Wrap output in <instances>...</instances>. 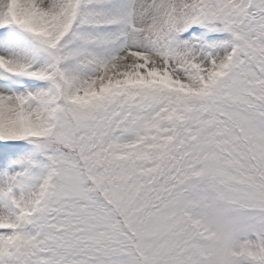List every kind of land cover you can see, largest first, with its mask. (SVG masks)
Wrapping results in <instances>:
<instances>
[{"label":"snow or ice","instance_id":"snow-or-ice-1","mask_svg":"<svg viewBox=\"0 0 264 264\" xmlns=\"http://www.w3.org/2000/svg\"><path fill=\"white\" fill-rule=\"evenodd\" d=\"M0 264H264V0H0Z\"/></svg>","mask_w":264,"mask_h":264}]
</instances>
